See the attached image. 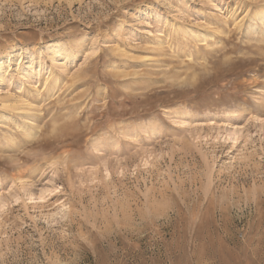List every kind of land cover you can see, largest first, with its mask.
Returning <instances> with one entry per match:
<instances>
[{
    "label": "rangeland",
    "instance_id": "rangeland-1",
    "mask_svg": "<svg viewBox=\"0 0 264 264\" xmlns=\"http://www.w3.org/2000/svg\"><path fill=\"white\" fill-rule=\"evenodd\" d=\"M264 0H0V264H264Z\"/></svg>",
    "mask_w": 264,
    "mask_h": 264
},
{
    "label": "bare ground",
    "instance_id": "bare-ground-1",
    "mask_svg": "<svg viewBox=\"0 0 264 264\" xmlns=\"http://www.w3.org/2000/svg\"><path fill=\"white\" fill-rule=\"evenodd\" d=\"M261 13L263 14L264 12H263V11H260V13H259V14L261 15ZM261 16H262V15H261Z\"/></svg>",
    "mask_w": 264,
    "mask_h": 264
}]
</instances>
